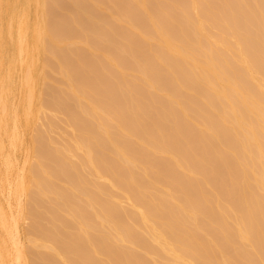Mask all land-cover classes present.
<instances>
[{
	"label": "bare ground",
	"instance_id": "bare-ground-1",
	"mask_svg": "<svg viewBox=\"0 0 264 264\" xmlns=\"http://www.w3.org/2000/svg\"><path fill=\"white\" fill-rule=\"evenodd\" d=\"M24 6L0 11V264H264V0Z\"/></svg>",
	"mask_w": 264,
	"mask_h": 264
},
{
	"label": "rangeland",
	"instance_id": "rangeland-1",
	"mask_svg": "<svg viewBox=\"0 0 264 264\" xmlns=\"http://www.w3.org/2000/svg\"><path fill=\"white\" fill-rule=\"evenodd\" d=\"M3 1H6V0H2V2ZM11 4L13 3V5L11 6L12 8V10L10 9V8H8L7 10H9V12L10 13H19V12H21L22 10H23V8L24 7H26V6H24V4L26 3V0H23V2H22V0H11V1H9ZM5 3H7V1L5 2ZM18 3V4H17ZM22 4V5H21ZM18 5V6H17ZM6 6H7V4H6ZM6 6H4L3 4H2V7H6ZM8 6H10V5H8ZM7 6V7H8ZM17 6V7H16ZM23 7V8H22ZM6 9V8H5ZM7 10H4L3 11V8L2 9H0V11H1V14H5V18L7 19L8 17H7V14H10L9 12L7 13ZM32 10V12H30L31 14H34V8L33 9H30L29 11H31ZM5 11H6V13H5ZM3 15H2V17H3ZM1 17V15H0V18L1 19H4V18H2ZM2 21H0V24H2V26L4 27V25H5V21H3L2 23H1ZM6 22H8V19H7V21ZM7 26H5V28H6ZM6 43H8V42H6ZM8 46V44H5V46H4V50H5V53H4V59H5V65H7V62H9V59H10V56H12V54H14V47H13V44H12V42H10V44H9V48L7 47ZM5 47H7V48H5ZM9 49V50H8ZM8 50V51H7ZM19 78H20V70L19 69H17L16 70V72L14 73V79H15V82H13V83H11L10 84V86L12 87V88H14V89H19V82H18V80H19ZM14 86V87H13ZM29 135V134H28ZM29 138V136L27 137V135H26V141H27V139ZM29 141V140H28ZM26 144H28V143H26ZM23 150V151H22ZM17 154H18V156H16V158H19V160L18 159H16L15 161H17L18 160V162L20 161V163H18V162H15V169L17 170V168H18V170L20 169V168H22L21 166H24V163H23V160L25 159V157H23V155H25L26 156V150H25V148L24 149H20L19 150V153L17 152ZM16 154V155H17ZM21 156V157H20ZM21 159H23V160H21ZM18 163V164H17ZM23 163V164H22ZM22 164V165H21ZM0 197L1 198H3L4 199V197L2 196V194H0ZM0 198V202H2V200L3 199H1ZM3 202H5V199L3 200ZM18 206V203L16 202V203H14V208H16ZM9 207V210L11 209L12 210V208H10V207H12V206H8ZM10 210V211H11ZM10 215H11V213H10ZM13 215V214H12ZM11 215V216H12ZM13 217V216H12ZM25 223H27V221L26 220H24V219H21V221H20V228L22 229L21 230V235H22V238H24V239H26V227H24V225H22V224H24V222ZM23 228H25V229H23ZM24 230V231H23ZM24 232V233H23ZM16 233H17V231H16ZM23 233V234H22ZM3 232H2V230L0 229V235H2L3 236ZM24 234H25V236H24ZM19 235H18V233L16 234V236L15 237H17V238H19L18 237ZM17 238H15L16 239V241H18L17 240ZM24 239H22V240H24Z\"/></svg>",
	"mask_w": 264,
	"mask_h": 264
}]
</instances>
